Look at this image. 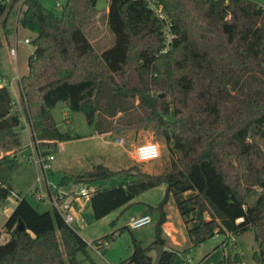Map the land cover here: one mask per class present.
Segmentation results:
<instances>
[{
  "label": "trees",
  "instance_id": "trees-1",
  "mask_svg": "<svg viewBox=\"0 0 264 264\" xmlns=\"http://www.w3.org/2000/svg\"><path fill=\"white\" fill-rule=\"evenodd\" d=\"M95 3L66 0L56 13L41 0H0V46L2 34L12 31L11 12L34 32L28 69L19 78L31 139L79 137L70 127L59 130L52 116L54 106L65 103L68 111H82L99 135L151 126L172 154L170 167L148 173L97 163L76 176L63 174L56 188L123 178L91 192L89 207L100 218L128 207L142 191L165 185L156 205L143 203L145 212L156 215L154 238L147 245L133 238L131 254L121 263L174 264L178 250L164 248L158 262L150 253L153 244L164 245L163 207L171 194L191 245L223 235L197 264H243L235 236L246 230L254 233L253 260L264 264V5L109 0L114 42L98 50L83 31ZM20 117L19 104L0 85V206L12 192L10 174L19 165ZM19 218L22 230L15 228ZM2 228L7 236L2 239L0 230V264L76 263L75 252L88 245L55 210L38 211L23 196ZM113 237L109 232L90 243L103 251Z\"/></svg>",
  "mask_w": 264,
  "mask_h": 264
},
{
  "label": "rangeland",
  "instance_id": "rangeland-1",
  "mask_svg": "<svg viewBox=\"0 0 264 264\" xmlns=\"http://www.w3.org/2000/svg\"><path fill=\"white\" fill-rule=\"evenodd\" d=\"M254 1L264 5V0ZM41 2L47 8L59 13L66 0H41ZM108 2L109 0H96L91 21L83 27L85 35L98 50L107 48L114 42L113 33L107 22ZM13 13L11 12V15L13 23L15 24L16 13L14 15ZM33 36L34 32L23 28L19 23H17L16 35L13 32L6 35L2 34L0 74L8 76L11 82L6 84V82L0 81V85H7L12 98L19 97L17 75L27 71L28 56L34 49L31 42H24V38H32ZM9 44L16 46V61L10 54ZM18 101L17 103L19 104L21 112L18 130L22 148L17 152L19 165L10 174V184L13 192L19 196H23L38 211L48 210L52 215L54 214V208L48 199V191H56V186L63 174L76 176L97 163L114 170L133 166L136 170L138 169L148 173H160L170 167L172 154L165 140L157 136L151 126L131 129L124 133L99 135L95 133L93 125L88 123L82 111H68L65 103H58L51 111L58 129L65 131L70 127L79 137L63 142V148H59L56 141L40 143V149L45 154L52 153L54 155V159L49 161V168L46 169L44 175L41 163L28 159V154L31 151L30 147H28L31 141L30 126L24 112L22 98ZM66 112H68V115H65ZM117 137L125 138V143H115L114 138ZM143 142H156L160 147V155L153 159L137 160L134 157L133 151L136 145ZM246 156L249 161L248 155ZM122 181L123 178L117 176L95 181L91 184L94 187H109L117 185ZM79 186V183H69L61 188L65 191H76ZM36 187L39 189L37 191H40L39 193L45 196L44 198H37L33 194ZM164 191V184L146 189L136 195L133 203L128 207L116 208L100 218L93 217L89 206L86 205L83 207L79 211V220L75 218L71 222V227L80 234L88 245L85 252H75L76 263L67 261L66 264H124L121 262L131 254L133 238L139 239L144 245H147L155 235L156 215L154 213H150L152 216L150 223L137 228H130L127 225L128 215L142 209L144 205L140 200L148 201L150 204L156 205L162 198ZM15 204V197L10 195L7 200V205L4 203L0 206V230L2 239L4 236H7L2 226ZM165 210L171 220L177 224L180 220V213L173 198L167 203ZM123 225L127 227L119 231ZM109 232L114 233L113 239L107 243L105 250L96 251L90 242ZM253 237L254 233L252 230H246L235 236L240 251L243 254V264H256L252 258V252L256 248ZM222 238L223 235L216 234L199 244L185 245L178 250L174 264H197L206 253L220 243ZM150 253L154 257L155 253L153 248Z\"/></svg>",
  "mask_w": 264,
  "mask_h": 264
},
{
  "label": "built area",
  "instance_id": "built-area-1",
  "mask_svg": "<svg viewBox=\"0 0 264 264\" xmlns=\"http://www.w3.org/2000/svg\"><path fill=\"white\" fill-rule=\"evenodd\" d=\"M152 6H154L151 3ZM156 13L160 17H164L163 12L159 10V8L155 9ZM17 17L18 14L16 13V22H17ZM167 36L169 37V33H166ZM24 42H30V38L26 37L24 38ZM10 54L12 58L16 61L17 59V49L16 46H10L9 47ZM3 79L0 77V80ZM52 142V141H49ZM60 141L57 142L58 147L62 148V146L59 143ZM115 143L123 144L125 143V138L122 137H117L114 138ZM32 152L28 154V159L30 161H39L42 165L43 172L45 175L46 169L49 168V161L54 159V155L52 153H47L45 154L44 151L40 149V140L39 139H31L29 143ZM155 148V154L151 150L152 148ZM134 157L137 160H147V159H153L156 158L160 155V147L156 142H143L135 146L134 148ZM80 186L78 190H69V191H61L60 188L57 189L56 191H48V199L50 203L52 204L54 210L60 215L62 218L63 222L71 226V222L76 218V201L80 199H89V196L91 192L96 188L94 187L93 184L91 183H84L80 182ZM38 187L35 188V192H33L34 195H36L37 198H44L45 196L41 193ZM12 196L15 197V200L17 201L20 197L17 193L11 192ZM9 195V196H10ZM64 196V197H63ZM7 205V202L5 203ZM152 221L151 216L148 213L132 216L129 218L127 225L130 228H137L141 227L147 223H150ZM91 244V243H90ZM105 245H107L105 243ZM91 246L99 252V249L95 247L93 244Z\"/></svg>",
  "mask_w": 264,
  "mask_h": 264
},
{
  "label": "crops",
  "instance_id": "crops-1",
  "mask_svg": "<svg viewBox=\"0 0 264 264\" xmlns=\"http://www.w3.org/2000/svg\"><path fill=\"white\" fill-rule=\"evenodd\" d=\"M108 9V7H107ZM14 15V13H13ZM8 25L9 27L12 28V31L15 35L17 33V23L15 22V24L13 23V18H12V15L10 14L9 17H8ZM10 32V33H11ZM9 46H11L9 44ZM27 71H25L24 73H26ZM23 73L21 74H18L17 75V82H18V92H19V97H15V98H12L13 100H15L16 102H19L18 100H20L21 98V91H20V87H19V78L20 76L22 75ZM3 74H0V77H2ZM6 76V75H5ZM0 81H4L6 82V84H9L11 82V80L9 79L8 76H6L5 78L1 79ZM30 131V130H29ZM31 133V131H30ZM30 138H31V135H30ZM63 142L65 141H61L59 142L60 145L62 146L63 148ZM28 147H30V145H28ZM30 152H32V149L30 147ZM163 184V183H162ZM61 191H63L62 188H60ZM65 191V190H64ZM171 198H173V196L170 194L169 197H168V200L167 202L164 204V211H165V214H166V219L164 221V223L161 225V234L160 236L164 239V248H169V249H175V250H180L181 248H183L185 245L189 244L191 245V242H190V239L187 235V224L184 222L182 216L179 214L180 216V220L178 221L177 224H175L171 218L169 217V215L167 214L166 212V206H167V203L171 200ZM174 200V199H173ZM134 201V198L132 199V202ZM140 202L143 203H149L148 201H141ZM76 203V220H79V211L85 207L86 205L89 206V202H88V199H80L78 201L75 202ZM144 205V204H143ZM122 207H119L118 209H121ZM144 213H148V212H145V206H142V209L140 210H137L133 213H130L128 215V219L132 216H136V215H140V214H144ZM150 216L151 214L148 213ZM152 218V216H151ZM128 222V221H127ZM211 264V263H209Z\"/></svg>",
  "mask_w": 264,
  "mask_h": 264
},
{
  "label": "water",
  "instance_id": "water-1",
  "mask_svg": "<svg viewBox=\"0 0 264 264\" xmlns=\"http://www.w3.org/2000/svg\"><path fill=\"white\" fill-rule=\"evenodd\" d=\"M160 95H162V94H160ZM241 157L243 158L244 162L246 164H248V160H247L246 154H242ZM15 228L16 229H19V230H22V229L25 228V224H24V222H23L22 219L19 218L17 220V222L15 224ZM152 248H153L154 253H155V255H154V262H158V260L160 259L161 254H162V251L164 249V245L156 243V244H153L152 245Z\"/></svg>",
  "mask_w": 264,
  "mask_h": 264
},
{
  "label": "clouds",
  "instance_id": "clouds-1",
  "mask_svg": "<svg viewBox=\"0 0 264 264\" xmlns=\"http://www.w3.org/2000/svg\"><path fill=\"white\" fill-rule=\"evenodd\" d=\"M151 150H152V151H153V153L155 154V148L153 147Z\"/></svg>",
  "mask_w": 264,
  "mask_h": 264
}]
</instances>
